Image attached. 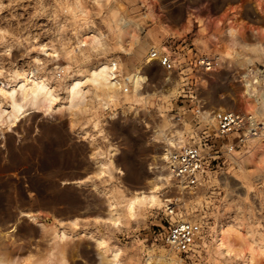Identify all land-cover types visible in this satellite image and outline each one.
Wrapping results in <instances>:
<instances>
[{
  "label": "rangeland",
  "instance_id": "374dc122",
  "mask_svg": "<svg viewBox=\"0 0 264 264\" xmlns=\"http://www.w3.org/2000/svg\"><path fill=\"white\" fill-rule=\"evenodd\" d=\"M263 8L264 0H0V264H96L116 250L117 264H244L251 250H264V165L247 167L257 138L232 150L236 137L218 136L197 109L235 110L242 75L255 74L254 112H264ZM131 31L138 38L124 51L118 41ZM92 34L99 50L90 46ZM162 45L170 53L160 58L171 56L172 69L145 62ZM202 56L211 69L200 65ZM105 61L117 82L114 100L104 107L86 84V104L71 111L68 83ZM40 78L56 94L52 113L23 100L17 118L6 121L10 90L21 101L20 84ZM179 131L207 152L205 182L182 192L156 178L170 149L165 137ZM110 159L117 170L98 175ZM135 191L171 198L175 213L167 214L170 201L144 200L128 219L125 204ZM108 197L119 226L109 219ZM182 218L197 232L189 253L165 241L168 222ZM228 225L244 239L229 238L237 258L217 250Z\"/></svg>",
  "mask_w": 264,
  "mask_h": 264
},
{
  "label": "bare ground",
  "instance_id": "6f19581e",
  "mask_svg": "<svg viewBox=\"0 0 264 264\" xmlns=\"http://www.w3.org/2000/svg\"><path fill=\"white\" fill-rule=\"evenodd\" d=\"M264 9V8H263ZM167 32H171L176 37H183L184 31L179 30H170L165 29ZM259 35L262 37L264 36V27H262L261 31H257ZM137 34L134 31H131L126 38L121 39L118 41L119 47L124 51H130L137 40ZM88 39L91 41L90 46L94 50H99L101 47V41L98 35L92 34L88 36ZM157 53L151 54V56L146 58V63H152L154 61H158L160 59V56L163 53H170L169 49L162 45L159 46ZM139 69V68H138ZM253 71V70H252ZM259 76V75H258ZM254 74V77H249L246 79H243L242 81L245 82L247 80V83L245 84L244 89L240 92L239 96H237V102L238 106L236 105L234 108L235 110H240L245 113H255L260 114L264 112H261V108L259 109V112H254L256 110V103H258V94H257V85L261 82V76L258 77ZM247 77V76H246ZM90 84L94 90V95L96 98H98L102 105L104 107H107L108 104L114 100L115 94L117 91V82L113 78V65L107 61L101 62L97 65L89 67L87 70L84 71V74L82 77H74L67 85V99H68V108L71 111H75L76 109L80 108L81 106L86 104V98H87V92L84 89V85ZM261 84V83H260ZM20 94H21V101H17L16 99V93L18 89H11L9 92L11 104H12V111L10 113V116L7 118L6 121H13L17 118V116L20 114V112L23 109V100L28 101V105L32 106L33 108L43 110L45 113L49 114L52 113V108L54 105V102L56 100V94L54 93L53 89L48 85L45 79L40 78L38 80H35L32 82L30 86H25L24 83L20 84ZM177 89H171L165 92L164 94L166 96L173 95ZM260 93L259 98H264V93ZM153 93L146 94V96H152ZM224 110V109H221ZM217 111V110H216ZM220 111V110H219ZM207 115H211L209 118V122H213L212 113L213 111L206 110ZM3 115L0 114V123H5L2 120ZM187 141L185 135L182 131L178 132V135H167L165 137V142L170 147H177L181 144H184ZM254 149L252 150V153L250 155V159L248 160L247 167L249 168V172L252 170L251 166H258V165H264V137H258L257 140L254 142ZM115 148H111L110 152L111 155L114 154ZM93 153H96V149ZM164 159L167 158L166 153L162 155ZM168 159V158H167ZM167 161V160H166ZM164 161H162L163 163ZM166 165H164L163 169H160L156 174L157 180L162 182L163 184L170 185L173 183V180L170 176V173L168 171V167L166 169ZM99 168V174L101 175L103 172H109L110 170L116 171L117 169L114 168L113 162L110 159V162L104 163L100 162L98 165ZM74 172V171H73ZM184 190H181V192ZM144 200H148V203L150 206H166V202L172 203L173 200L171 198L167 199H161L159 196L151 195L147 196L144 195L142 192L135 191L134 194L129 197L125 204V213L128 219H132L136 216V205ZM107 201L109 202V219L111 223L114 226H119L122 222V217L120 215H117L113 212L112 208V202L110 197L107 198ZM182 220H189V218H182ZM235 233L236 237L240 240H244L240 233L236 229L233 228V226H222L219 230V235L216 241L217 244V250L223 255H228L230 257L237 258L239 255L238 252H234L231 244L229 243V238L231 235ZM96 248L102 249L104 247V241L101 238H96ZM173 249V248H171ZM175 250V249H173ZM101 251V250H100ZM107 252V250L105 249ZM177 251V250H175ZM178 252V251H177ZM101 253V252H100ZM104 253V252H103ZM179 253V252H178ZM119 255V251L116 250L115 253H113L111 258H106L102 256V258L96 263V264H117V257ZM258 257L264 262V250L255 251L251 250L248 253L247 259L245 260L244 264H253L254 258ZM154 261L152 259L149 260L148 264L153 263ZM57 264H66L65 260L63 258H60L57 261ZM172 264H180V259L175 258L174 263Z\"/></svg>",
  "mask_w": 264,
  "mask_h": 264
},
{
  "label": "built area",
  "instance_id": "2783aa9c",
  "mask_svg": "<svg viewBox=\"0 0 264 264\" xmlns=\"http://www.w3.org/2000/svg\"><path fill=\"white\" fill-rule=\"evenodd\" d=\"M155 53V52H154ZM200 65L205 68H212V61L208 56L198 59ZM171 56L163 55L158 60L159 65L166 69L174 67ZM246 74L242 75V79ZM198 113L203 118H210L203 105L199 106ZM213 123L217 130V135L221 137H236L235 142L229 144L230 149L235 145L244 147L252 143L255 138L264 136L263 113H245L240 110H214L212 113ZM191 139V138H190ZM187 140L177 147H170L168 159L166 161L170 176L178 188L189 191L197 188L205 182L207 152L200 142ZM207 146V144H205ZM176 204H168V216L175 213ZM197 240L195 226L188 220L169 221L165 232V241L179 253H189L194 249Z\"/></svg>",
  "mask_w": 264,
  "mask_h": 264
}]
</instances>
